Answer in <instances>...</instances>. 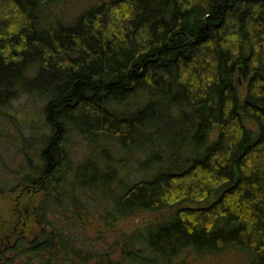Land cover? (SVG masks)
Listing matches in <instances>:
<instances>
[{
  "label": "trees",
  "instance_id": "trees-1",
  "mask_svg": "<svg viewBox=\"0 0 264 264\" xmlns=\"http://www.w3.org/2000/svg\"><path fill=\"white\" fill-rule=\"evenodd\" d=\"M22 98L42 135L14 123ZM77 136L98 155L115 143L143 177L122 181L130 166L96 152L78 162ZM11 194L0 264H181L231 247L264 264V0H0V200ZM163 210L107 248L81 226ZM35 214L51 230L26 243Z\"/></svg>",
  "mask_w": 264,
  "mask_h": 264
},
{
  "label": "rangeland",
  "instance_id": "rangeland-1",
  "mask_svg": "<svg viewBox=\"0 0 264 264\" xmlns=\"http://www.w3.org/2000/svg\"><path fill=\"white\" fill-rule=\"evenodd\" d=\"M82 4L81 3H75L70 4L69 10H67L68 14L74 15L78 9L80 8ZM243 77L241 74H239V84L240 91L242 94H244L247 86V82L242 80ZM25 99L16 100L11 109V114L15 115L16 118L13 120L14 123L21 126V128L24 130L26 135H30V131L28 128V124H34L35 128L37 129V133L42 135L45 133V121L44 117H42L40 111H35L34 108H36L37 104H25ZM139 97L137 96L133 100L130 101V108L135 109L137 106L140 105ZM24 105L27 108H24ZM24 108V110H22ZM37 108H40V105H38ZM125 109V108H122ZM22 110V111H21ZM252 127V124H250ZM75 143V158H77L78 162H83L88 156H90L92 153L96 152L95 150L98 148H90V143H88L87 140H85L83 137H75L74 138ZM99 146L101 149H103L104 155H98L96 152L93 159L102 167L106 166V160L112 159V163L110 165V169L117 166L116 162L119 158H121V162H123L120 165H126L130 166V175L129 178L125 179L123 175H121L122 181H127L130 179V181H135L138 179H141L143 176L140 174L141 172L139 169V162L135 159L134 155H128L124 152H121L118 146L109 141L100 140ZM9 150V148H8ZM138 150V147H137ZM5 153L11 154L10 150L5 151ZM91 153V154H90ZM92 154V155H93ZM128 155V159H127ZM123 157V158H122ZM129 174V173H128ZM127 174V175H128ZM18 196L16 194H11L8 200H0V205H4L5 207L11 206L10 203H13L17 200ZM26 203L23 201L21 202V208L24 207ZM14 205V204H13ZM27 209V212L29 211V208ZM56 209V208H55ZM57 210V209H56ZM169 212L167 210H163L160 212H144L139 213L134 216L126 217V218H120L116 221H105L100 217L99 215H91V216H83L84 221H82L81 226L84 227L88 231V236L93 240L97 239V245H99L101 248H107L110 245H113L116 243V240L119 239L122 235L131 234L135 231H138L140 229H143L145 226H147L150 223H157L160 221H163L165 218H167ZM0 215H1V207H0ZM11 218V217H9ZM0 216V245L3 246V244H8V241L5 240L3 229H10L12 227V220H8L6 224H3V220L1 221ZM65 223V224H64ZM61 223V227L64 229L67 225L66 222ZM28 225V227H24ZM22 229L21 233L25 234V240L26 243L30 242L34 238L38 237L40 231L41 232H47L51 230L50 225L41 224L39 222V215L36 214L31 216L28 215L26 219L22 223ZM28 241V242H27ZM13 243V241L11 242ZM10 243V244H11ZM24 243V247H25ZM16 254H21L20 250H16L14 252H8V256H15ZM115 257V256H114ZM90 264H96V263H90ZM181 264H249V257L246 254H242L239 252V250L235 247H231L230 249L221 252V253H207V252H189L183 256V261Z\"/></svg>",
  "mask_w": 264,
  "mask_h": 264
},
{
  "label": "flooded vegetation",
  "instance_id": "flooded-vegetation-1",
  "mask_svg": "<svg viewBox=\"0 0 264 264\" xmlns=\"http://www.w3.org/2000/svg\"><path fill=\"white\" fill-rule=\"evenodd\" d=\"M10 241L8 240V243H9ZM8 246V245H7ZM15 245H10L9 247H14ZM0 254H1V245H0ZM1 260V259H0Z\"/></svg>",
  "mask_w": 264,
  "mask_h": 264
},
{
  "label": "water",
  "instance_id": "water-1",
  "mask_svg": "<svg viewBox=\"0 0 264 264\" xmlns=\"http://www.w3.org/2000/svg\"><path fill=\"white\" fill-rule=\"evenodd\" d=\"M240 74H241V69H240ZM238 80H239V78H238Z\"/></svg>",
  "mask_w": 264,
  "mask_h": 264
}]
</instances>
